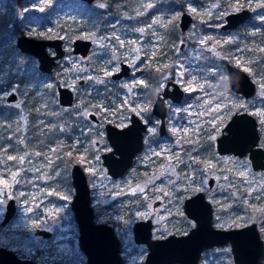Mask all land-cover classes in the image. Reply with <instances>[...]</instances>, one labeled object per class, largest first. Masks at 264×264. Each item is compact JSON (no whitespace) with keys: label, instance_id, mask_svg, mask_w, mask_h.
Returning a JSON list of instances; mask_svg holds the SVG:
<instances>
[{"label":"rangeland","instance_id":"374dc122","mask_svg":"<svg viewBox=\"0 0 264 264\" xmlns=\"http://www.w3.org/2000/svg\"><path fill=\"white\" fill-rule=\"evenodd\" d=\"M64 1V7H68L71 2H79ZM135 1L134 9L140 15L155 5V0ZM48 2L49 0H29L28 4L24 2L19 14L23 11H35L36 14L45 15L48 13L45 7ZM5 4L6 2L0 3V12L5 10ZM96 4L102 5V0ZM242 7L253 12L242 27L219 29L227 13ZM182 11L190 13L192 21L183 32L186 39H179L177 42L175 56L169 59L162 56L159 59V69L155 72L159 80L157 88L161 90L166 80L173 79L181 89L195 91V94L181 101H165L169 109L167 137L160 138L157 135L158 143L154 145L150 136L156 133V127H150L145 137V147L137 157L140 158L137 162L142 164L149 156L159 155L168 160L167 165L160 169L153 164L148 169L132 168L126 175L113 179L99 159V154L105 147L99 146L95 154L89 155L83 147H73L77 145L74 142L67 150L68 155L74 153L76 162L85 171L90 187V201L98 213L95 220L109 223L114 228L119 239L122 264H142L147 251L144 244H137L132 239L134 221L150 217L153 221L152 233L156 237L170 232L184 233L194 222H188L182 216L183 199L197 190H203L211 202L212 224L215 227L241 226L254 220L257 211L264 206V171H253L245 156L217 154L214 148L215 137L234 110H245L254 115L258 121L259 143L264 147V0H187L183 10H171L165 14L154 12L144 24L137 23L133 26H126L118 18L111 23L112 29L103 34L91 37L93 31L81 32L82 37L94 38L93 46L85 57L71 52L72 40L79 36L67 37L66 34L74 30L72 12L64 9L51 13L47 15L50 22L46 25L34 23L22 27V33L31 37L58 36L65 41V55L52 73L41 82L30 76L36 68V60L29 58L30 62L25 66L24 61L28 57H24L14 45L11 47L16 34H7V39L0 43V96L5 110L19 106L20 113L18 109L17 111L22 117V128L17 139L24 148L28 116L23 103L29 91H33L32 96L40 100V105L43 106L45 94H42V86L50 87L52 77L75 92L78 91L77 79L84 78L87 92L94 85L91 90L99 98L95 109L82 108L81 112L85 117L92 111L107 118L108 107L121 108L123 101L130 99L129 96L140 98L137 85L142 82L143 75L138 73L159 56L161 49L166 48L163 29L173 19L177 20L178 25ZM187 39L195 44L189 45ZM227 41H238L237 46L229 50L233 63L246 70L256 83V92L250 98L245 99L228 90L223 60L226 58V51L220 48ZM141 56L144 58L139 61ZM120 60L131 65L130 77L113 82L110 74L118 69ZM215 60L212 67H205V63ZM164 68L165 71L162 70ZM206 69H212L216 73L210 83L212 88L215 83L218 85L217 91L215 90L217 97L214 94L208 96L200 93L205 84L201 75H206ZM21 76L22 82L16 83L13 78L20 79ZM99 85L101 89L96 88ZM11 91H15L18 98L14 103H7L5 97ZM202 95L203 98H200ZM143 102H147V99L142 98V101L130 108H144L146 106ZM201 103L212 108L206 125L201 116L206 115L207 111L200 110ZM76 106L75 102L71 109ZM85 127L84 132L94 130L90 120ZM98 132L102 135V130ZM203 144L206 147L199 149ZM48 147L49 150L54 148L53 144ZM95 147L98 149V144ZM49 150L47 149L48 153ZM21 154L23 156L24 152ZM22 156L17 167L8 164L0 168V221L7 198L14 197L16 201L15 215L6 224L0 222V246L13 250L20 257L33 259L37 264H85V255L78 246L77 226L69 206L73 195L70 184L71 164L65 163L49 170L51 165L48 159L34 158L36 155L29 154L30 165L29 162H24ZM35 160L39 161L33 163ZM28 170L31 171V176L27 175ZM211 176L213 184L208 187L207 180ZM157 180L154 186H146ZM14 187L18 189L16 192ZM153 187H156L154 191L159 192L147 197L146 191H152ZM139 198L143 199L142 203ZM237 198L238 203L234 204L232 199ZM107 218L110 222L105 221ZM36 227L49 230L52 235L48 238L37 235L34 233ZM199 262L235 264L228 242L204 250ZM258 264H264V255Z\"/></svg>","mask_w":264,"mask_h":264},{"label":"water","instance_id":"95a60500","mask_svg":"<svg viewBox=\"0 0 264 264\" xmlns=\"http://www.w3.org/2000/svg\"><path fill=\"white\" fill-rule=\"evenodd\" d=\"M89 3L92 0H80ZM250 15V10L242 8L225 15L226 23L223 27H233L245 21ZM179 27L185 30L192 21V16L187 11H182L179 16ZM73 52L85 55L90 46L89 39L76 38L73 40ZM15 46L21 52L30 53L37 58L38 67L42 71L49 72L55 64V60L62 56L64 50L62 39L35 38L19 33L15 37ZM52 47L54 53L47 48ZM229 86L233 91L240 92L244 96L253 94L255 85L249 76L232 64H227ZM129 71V66L121 62L120 70L113 74L119 78ZM173 100L178 101L182 95V89L177 83L172 82ZM59 102L64 105L72 103L73 94L68 87L58 86ZM168 93H164L166 96ZM16 95L11 92L5 97V101L14 100ZM161 108L160 116L163 118L165 107L163 97L159 96L155 106ZM94 117L93 114L90 115ZM145 125L132 116V124L125 129H120L110 124L106 125L107 139L112 145L111 151L102 153V163L107 172L116 177L124 172L132 160L134 153L142 144V131ZM226 131L217 138V150L220 153L232 151L242 155L249 150V159L255 169H264V149L257 146L258 132L256 120L247 112L234 113L224 126ZM118 153V156L114 154ZM70 180L73 187V195L70 201V209L78 228V246L85 255V264H122L119 254V240L113 228L105 223L96 222L93 219L94 211L90 204V192L87 178L83 168L74 163L70 170ZM185 213L193 218L195 225L183 235L170 234L164 238H151L150 219L137 221L133 225L134 240L144 242L148 248L144 264H198L201 251L214 245L229 242L232 257L235 262L256 264L263 254V240L255 222L250 224L222 229L215 228L211 223L212 208L203 192L198 191L186 198L183 205ZM15 211L13 198L6 203V209L2 223H5ZM49 236L50 232L37 230ZM0 264H36L32 259H23L14 252L0 247Z\"/></svg>","mask_w":264,"mask_h":264},{"label":"flooded vegetation","instance_id":"af4514ba","mask_svg":"<svg viewBox=\"0 0 264 264\" xmlns=\"http://www.w3.org/2000/svg\"><path fill=\"white\" fill-rule=\"evenodd\" d=\"M4 1L5 0H0V3H4ZM29 1V0H28ZM99 0H92L91 2H89V3H87L88 5H90V8L92 9V15H93V20L89 23V27H90V29L91 30H87L86 28H87V25H81V26H73V28H74V31H76L77 30V32H75L74 34H72L73 36L74 35H79V36H77V37H74L73 38V40L74 39H76V38H83V39H89L90 40V46H89V48H88V51H87V53L85 54V55H81L80 53H75V52H73V43H71V52L73 53V54H77V55H79L80 57H85L88 53H89V51L91 50V48H92V46H93V43H94V38L93 39H90V38H85V37H82V31L83 30H86V31H93L94 33H93V35L91 36V37H95V36H97V35H99V34H103V33H105L107 30H111L112 29V27H111V23H113V21H116L119 17L117 16H113V17H111V16H108V18L110 19L107 23L105 22L104 24H102V26H101V28L97 31V25H98V22H97V19H96V17H97V11L99 10V9H103L104 8V6H105V3H104V1L102 0V5H97L96 3L98 2ZM133 1V4H135V0H132ZM156 2V1H155ZM76 3H84V2H82V1H80L79 0V2H71L68 6H70V5H72V4H76ZM5 7H6V5H5ZM134 7V6H133ZM242 8H246V7H242ZM242 8H240V9H242ZM6 9V8H5ZM239 9V10H240ZM247 9H249V8H247ZM135 10V9H134ZM250 10V15H249V17L245 20V21H242L241 23H239V24H237L236 26H233V27H223V24H225L226 23V20H225V16H224V22L223 23H221L220 24V26H219V29H221V30H228V29H235V28H237V29H239L240 27H242L243 26V24L244 23H246L250 18H251V16H252V14H253V12H252V10L251 9H249ZM238 11V10H237ZM235 12V11H234ZM230 13V12H229ZM228 14V13H227ZM138 15V18H136V16ZM140 14H136L135 15V20L133 21V23H131V24H128V23H125V22H123L122 20H121V18H119L120 19V21H121V23H124V24H126V26H133V25H135V24H144L145 23V21H143V20H141L140 18ZM132 19V18H131ZM147 21V20H146ZM32 24V23H31ZM169 24V23H168ZM46 25V24H45ZM178 27H179V22H178ZM167 27H165L164 29H163V32L166 34V42H165V49H161V51H160V54H159V56H157V57H155L154 59H152L148 64H147V67L144 69V70H141L138 74L140 75V74H142L143 75V80H142V82H140V83H138V89H139V96H140V98H138V97H131V96H129V100H125V101H123V104H122V107L121 108H119V107H112L111 109H110V107H108L109 108V112H107L108 113V117L107 118H102V117H100V116H98L95 112H92V111H89L87 114H86V117L84 116V114L81 112V110H82V108H92V109H95L96 108V105H97V103H98V98L99 97H97V96H95L94 97V91H92L91 89L92 88H94V85H92L91 87L92 88H90V91L89 92H87V90H86V83H85V79L84 78H79V79H77V81H76V84H77V88H78V91L77 92H75L74 91V89H72L71 87H69V86H67V85H63V84H59V82H58V80H56V78L55 77H52V80H53V82L51 83V86L50 87H48L49 85H44V86H42V94H45L44 95V97H43V100L45 101V104L43 105V106H41L40 105V103L42 104V102L40 101V100H38L36 97H33L32 96V94H33V91H29L28 93H27V95H26V98H25V101H24V103H23V108L25 109V112L27 113V115L26 116H28V117H26V128H25V134H24V137H25V139H24V148L22 147V145H21V143L19 142V139H18V141H17V136H18V133L17 134H15V135H13V140H14V145L15 146H17L16 145V141L19 143V149H16V150H14V155H13V157H12V161H11V163H10V165L12 166V167H17V165L19 164V162H21L20 161V158H21V156H22V154L21 153H23L24 152V157L22 156V159L24 160V162H29V160H28V156H29V154H34V155H36V156H34V158H37V157H39L40 159H42V160H49L50 161V165H51V167L49 168V170H53V169H56V168H59L60 166H62L63 165V163L62 162H57L56 164H55V162L53 161V160H51L50 158V155H51V152H53V149L52 150H49V145H51V144H53V146L55 147V140H54V138H53V134L51 133L49 136H50V138L51 139H48V140H46L45 141V138H46V133H49V131H50V125H49V123L46 121V118L45 117H43L42 115L43 114H47V108H48V105H49V103H48V101L49 100H47L48 99V96H50L52 93H53V96L56 98V104H57V106H58V109H57V111L59 112L58 114L60 115V114H62V113H64V112H67V113H69V112H71L73 115H75V116H79V115H81V116H83V118H82V120H83V122H82V124L80 125V126H78V128H77V132L75 133V135H72L71 137H67V136H64V134H63V129L60 127V129H59V133L57 134V137H58V139H60V140H62L63 141V139L66 141V142H68V144H69V148L68 149H70L71 148V146H72V144L74 143V142H77L76 144L77 145H74L73 147H82L81 146V144H80V142H82L81 140H84L85 142L83 143V144H85L87 141H89V140H91V145H90V149H89V152L87 151V153L89 154V155H93V154H95V152L97 151V150H99V146L101 147H105V149H103L101 152H100V154H99V159H100V162H101V164L106 168V166L102 163V157H101V155H102V153H105V152H108V151H111L112 149H113V147H112V145L110 144V142H109V140L107 139V134H106V125L107 124H110V125H112V126H115V127H117V128H120V129H125V128H128L131 124H132V116H136L137 117V119L138 120H140L144 125H145V128H144V130L142 131V144H141V147H140V149L139 150H137L135 153H134V155L132 156V160H131V162H130V164L127 166V168L124 170V172L122 173V174H120V175H118V176H116V177H113V176H111L108 172H107V168H106V172H107V174L111 177V178H113V179H115V178H120V177H122L123 175H126L128 172H130V169H132V168H141V169H148L152 164L155 166V168H158V169H160L161 167H163V166H165V165H167V163H168V160L165 158V157H161V156H159V155H156V156H152V157H150L149 156V158H147L142 164L141 163H138L137 161L138 160H140V158H137L138 156H139V154L143 151V149H144V147H145V137H146V135L148 134V131L150 130V127H152V126H155L156 127V130H155V132L156 133H152L151 134V136H150V141H151V143H153L154 145H157V140H156V136L158 135L160 138H163V137H167V134H168V130H169V127H168V124H167V116H168V113H169V109H168V105H167V103L165 102L166 100H171V101H174L175 102V100H173V98L170 96V94L171 95H173L174 93H173V85H172V82H175L173 79H168V80H166V82H165V84H164V86H163V88L161 89V90H158V86H157V84H158V82H159V80H158V78H156V70H158L159 69V59L162 57V56H166V57H168V59L169 58H171V57H173V56H175V48H177V46H174V45H172V43L170 42V40H169V38L167 37V32H165V29H166ZM188 28V27H187ZM187 28L184 30V31H186L187 30ZM179 29H180V27H179ZM180 31L183 33L184 31L183 30H181L180 29ZM22 33V32H21ZM19 34V33H18ZM18 34H16V36L18 35ZM57 35V34H56ZM55 37H58V36H55ZM68 37H72V36H68ZM48 38H54V37H48ZM61 39H62V47H63V50H64V52H63V54H62V56L61 57H59V58H57L56 60H55V64L52 66V68H51V70L49 71V72H46V71H42V70H40L39 69V67H38V61H37V58L34 56V55H32V54H30V53H25V52H21V53H23L25 56L24 57H28V61L27 60H25L24 61V65L25 66H27L29 63L28 62H30V60H29V58H31V57H33L35 60H36V68L32 71V73H31V78H37L38 80L37 81H39V82H41L45 77L47 78L51 73H52V71L54 70V68H55V66L58 64V61L65 55V53H66V49H65V47H64V44H65V41H64V39L62 38V37H60ZM246 40H248L247 38H245ZM244 39V40H245ZM73 40H72V42H73ZM187 42H188V44L189 45H194L195 43H191V42H189V40L187 39L186 40ZM238 42V41H237ZM237 42H235V41H227L226 43H223L221 46H220V48L221 49H223V50H225L226 51V53H225V55H226V58H224L223 60L225 61L224 62V66H225V69H226V75H227V77H226V80H227V83H228V90H230L231 92H233V93H235L236 95H239V96H242L243 98H250V97H252L254 94H255V92H256V83H255V81L253 80V78L251 77V75L246 71V70H244L243 68H241V67H239L238 65H236V64H234L233 62H234V59L232 58V56H231V54H230V52H229V50L231 49V48H233V47H235V46H237ZM13 45L15 46V40H14V43H13ZM182 46V45H181ZM16 47V46H15ZM17 48V47H16ZM18 49V48H17ZM19 50V49H18ZM47 50L52 54V53H54V49L52 48V47H49V48H47ZM163 54V55H162ZM260 55H262V52H260ZM143 56H141L139 59V61H142L143 60ZM121 62H124V63H126L128 66H129V71H128V73L127 74H125V75H123V76H121V77H119V78H115V77H113V74L115 73V72H117V71H119L120 70V67H121ZM214 62H216V60L215 61H211L210 63L208 62V63H205L207 66H205L206 68L207 67H212L211 66V64L212 63H214ZM227 64H232V65H234V66H236L237 68H239V69H241V70H243L248 76H249V78L253 81V83H254V85H255V89H254V92H253V94H251L250 96H244L243 94H241L240 92H236V91H233L231 88H230V86H229V80H228V70H227ZM18 68V67H17ZM26 70V69H25ZM162 70H164L165 71V68L164 69H162ZM167 71H169V68H167ZM17 72V71H16ZM263 72H264V68H263ZM130 73H131V65L128 63V62H126V61H123V60H120L119 61V67H118V69L117 70H115V71H113L111 74H110V78H111V80L114 82V81H119V80H121V79H127V78H129L130 77ZM205 73H206V75H201L202 76V81L205 83V84H203L204 85V87H203V89L200 91V93H206L208 96H210V95H212V94H214V96L215 97H217V94H216V92H215V90L217 91V84L215 83V86L212 88L211 87V83H210V81H211V78L213 77V75L215 76L216 75V73H214V70H212V69H210V70H208V69H206V71H205ZM35 74V75H34ZM15 76H16V73H15ZM13 79H15V82L16 83H21L22 82V80L21 81H19L18 79H16V77H14ZM204 79H205V81H204ZM87 82V81H86ZM84 83H85V85H84ZM176 83V82H175ZM84 85V87L82 88V89H84L83 91H81L82 89L80 88V87H82ZM178 85V84H177ZM58 86H64V87H68L71 91H72V94H73V100H72V103L71 104H69V105H64V104H61L60 102H59V98H58V90H57V87ZM179 86V85H178ZM103 87V86H102ZM97 89H101V85H99L98 87H96ZM180 88V87H179ZM11 92H13L15 95H16V97H15V99L14 100H11L10 102L9 101H5V102H7V103H14V102H16L17 101V98H18V96H17V93L15 92V91H11ZM11 92H9L8 94H10ZM163 92L164 93H168L166 96H164L163 95ZM195 91H192V92H188V91H184L183 89H182V95H181V97H180V99L178 100V101H181V100H184L185 98H187V97H191V96H193L195 93H194ZM173 93V94H172ZM159 96H161V97H163V105H164V109H165V111H164V116H163V118H161V116H160V112H161V108L160 107H158V105H156L155 106V102H156V100H157V98L159 97ZM142 98L143 99H147V102H143V104H145V106L146 107H144V108H137V109H135V110H132L130 107H131V105H134L135 103L137 104L139 101H142ZM200 98H203V95L200 97ZM219 99V98H218ZM134 100H136L137 102H133ZM77 103V106L76 107H74L73 109H71V107L73 106V104L74 103ZM201 102H203L202 100H201ZM27 106H28V108H27ZM17 109H18V111H19V113H20V109H19V106L18 107H14V108H10V110L11 111H16L17 113H18V111H17ZM63 109V110H62ZM204 110L205 112H206V115H202L201 116V119L203 120V124H207V122H208V120H209V118H210V115H211V112H212V108H210L209 109V107H208V105L206 104V103H201V106H200V110ZM210 111H209V110ZM236 112H247L248 114H251V113H249L248 111H245V110H234L231 114H230V116L228 117V119L226 120V122L224 123V125L221 127V129H220V132H219V134L215 137V144H214V148H215V151H216V153L217 154H224V153H232V154H234L232 151H227V152H223V153H220L218 150H217V138L220 136V135H222L223 133H225L226 131L224 130V126H225V124L227 123V121L229 120V118L234 114V113H236ZM18 113V114H19ZM91 114H93V116L94 117H91L90 115ZM253 117H254V115L253 114H251ZM255 118V117H254ZM91 121L92 123H93V128H94V130H93V132H90L89 130L88 131H85L84 132V128H86L85 126H86V123L88 122V121ZM207 120V121H206ZM255 120H256V129H257V132H258V140H257V144H255L254 145V147H257V146H259V147H261V148H263L264 149V147L259 143V137H260V133H259V131H258V121H257V119L255 118ZM34 122V124L33 123H31V122ZM184 123V122H183ZM44 124H45V126H44ZM40 125H41V130H40ZM42 125H43V127H42ZM204 125V126H205ZM45 127V128H44ZM102 130V135H99V132L98 131H101ZM16 132V131H15ZM19 133L21 132V130H19L18 131ZM80 132H82V135H81V137L79 136V134H80ZM33 137H38V138H40L39 140H42V141H44V144H43V146H44V150L43 151H37V150H30V149H26L28 146H29V144H28V140L29 141H31L32 139L31 138H33ZM41 137H43V138H41ZM79 138H81V139H79ZM35 139V138H34ZM34 141V140H33ZM32 141V142H33ZM61 142V141H60ZM79 142V143H78ZM28 144V145H27ZM96 144H98V149H97V147H95L96 146ZM101 144V145H100ZM205 146V144H203V145H201V147H199V149H201L202 147H204ZM206 147V146H205ZM84 149H85V147H83ZM23 149V150H22ZM47 149L49 150V153H48V151H47ZM67 149V150H68ZM204 149V148H203ZM202 149V150H203ZM186 150H188V149H186ZM73 152H75V150H73ZM47 153L49 154V156H47ZM114 154L116 155V156H118V153L117 152H114ZM248 154H249V150H246L245 151V153L244 154H242V155H238V154H234V155H237V156H245V157H247L248 158V160H249V162H250V167H251V169L253 170V171H264V169L263 168H258V169H255V168H253L252 167V164H251V160L249 159V156H248ZM74 153H72V157L73 158H75L74 156ZM30 157V156H29ZM138 159V160H137ZM42 160H40V163H42ZM76 160L77 159H75V161H73V162H71V163H67V164H71L70 165V170H71V167H72V165L74 164V163H78V162H76ZM36 161H39V160H35L33 163H37ZM39 163V162H38ZM29 164L31 165V162H29ZM79 164V163H78ZM80 165V164H79ZM81 166V165H80ZM82 167V166H81ZM31 171L30 170H28V173H27V175L28 176H31V173H30ZM85 172V171H84ZM86 175V174H85ZM86 178H87V176H86ZM158 182V180L156 181V182H154L153 184H147L146 186L147 187H151V185L152 186H154V184H156ZM87 183H88V181H87ZM70 184H71V180H70ZM207 184H208V187H211L212 186V184H213V177L211 176V177H209L208 178V180H207ZM72 186V185H71ZM89 186V185H88ZM156 187H153L152 188V191H150V192H147L146 191V194H147V197L149 196V195H151V194H153V193H158L159 191H154L153 189H155ZM18 189L17 188H15L14 187V191L16 192ZM198 191H201V192H203V194H204V196H205V199L206 200H208L207 199V197H206V194H205V192L203 191V190H197V191H195L194 193H192L191 195H189V196H187V197H185L184 199H183V203H182V208H183V205H184V200L186 199V198H188V197H190V196H192V195H194L196 192H198ZM89 192H90V187H89ZM53 195H55V194H53ZM10 198H13V200H14V204H15V211H14V214L5 222V223H2V219L4 218V213H5V209H6V203H7V201L10 199ZM48 199V198H47ZM72 199V198H71ZM139 200L141 201V203L143 202V199L142 198H139ZM71 201V200H70ZM209 201V200H208ZM237 201V202H236ZM236 201L235 202H233L234 204H236V203H238V198L236 199ZM210 202V201H209ZM6 203H5V209H4V213H3V217H2V219H1V224H6L14 215H15V213H16V201H15V198L14 197H8L7 198V200H6ZM90 204H91V201H90ZM144 204V203H143ZM210 204H211V202H210ZM69 206H70V203H69ZM91 206H92V208H93V211H94V216H93V219L95 220V215H97L98 213H97V210H95V206H93L92 204H91ZM211 208H212V205H211ZM255 207L253 206V209H254ZM251 212H253L251 209H249ZM250 211H248V214L250 213ZM72 216H73V213H72ZM183 218L185 219V220H187L188 222H194L193 223V225L191 224H189L190 225V227H188V229L184 232V233H180V234H176V233H173V232H170V233H168V234H166L165 236H162V237H156V236H154L153 235V233H152V228H153V221H152V219L150 218V217H148V218H145V219H138V220H136V221H134L133 222V224H132V239H133V241L135 242V243H137V244H144L145 245V247H146V254H147V252H148V248H147V246H146V244L144 243V242H136L135 240H134V233H133V225H134V223L135 222H137V221H143V220H147V219H150V221H151V228H150V231H151V238H164V237H167L168 235H170V234H174V235H183V234H186L194 225H195V221L193 220V218H191V217H189L186 213H185V211H184V208H183ZM73 219H74V217H73ZM263 219H264V217H263ZM75 221V220H74ZM96 221V220H95ZM105 221L106 222H110V220H109V218H107V219H105ZM97 222V221H96ZM252 222H255L256 223V225H257V228H258V230H259V233H260V236H261V238H262V240H263V254H262V256L264 255V239H263V237H264V232L262 233V231H261V226H260V220H259V218L258 219H256V217H255V219L254 220H252V221H249V222H247V223H245V224H243V225H241V226H244V225H247V224H250V223H252ZM76 223V222H75ZM102 223H105V222H102ZM211 223H212V216H211ZM105 224H108V225H110L109 223H105ZM213 225V224H212ZM77 226V225H76ZM111 226V225H110ZM241 226H238V227H241ZM112 228H113V226H111ZM213 227H215V226H213ZM215 228H220V227H215ZM229 228H235V227H227V228H222V229H229ZM237 228V227H236ZM37 230H43V231H48V232H50L49 230H46V229H43V228H39V227H36L35 228V230H34V233L35 234H37V235H41L42 237H44V238H48V237H50L52 234H51V232H50V235L49 236H44L42 233H36V231ZM113 230H114V228H113ZM77 231H78V228H77ZM78 233V232H77ZM115 233V232H114ZM262 233V234H261ZM116 235V234H115ZM263 236V237H262ZM119 240V239H118ZM77 241H78V234H77ZM224 243H226V242H224ZM229 243V242H228ZM223 244V243H222ZM220 245V244H219ZM214 246H216V245H214ZM214 246H212V247H214ZM0 247H3V246H0ZM212 247H209V248H212ZM3 248H5V249H8V248H6V247H3ZM209 248H204L202 251H201V254H202V252L204 251V250H207V249H209ZM8 250H10V251H12V252H14L13 250H11V249H8ZM230 251H231V249H230ZM15 253V252H14ZM16 254V253H15ZM119 254H120V245H119ZM146 254H145V256H144V259H143V262H142V264H144V261H145V258H146ZM201 254H200V257H201ZM17 255V254H16ZM18 256V255H17ZM120 256H121V254H120ZM262 256L259 258V260L257 261V263L256 264H258L259 263V261H260V259L262 258ZM18 257H20V256H18ZM200 257H199V259H198V264H200V262H199V260H200ZM20 258H23V259H30V258H24V257H20ZM233 258V257H232ZM86 259V258H85ZM33 260V259H32ZM35 261V260H34ZM36 262V261H35ZM121 262H122V257H121ZM233 262L235 263V264H245V263H241V262H235L234 261V259H233ZM36 264H37V262H36ZM171 264H174V263H171ZM176 264V263H175ZM178 264V263H177Z\"/></svg>","mask_w":264,"mask_h":264},{"label":"trees","instance_id":"16d2710c","mask_svg":"<svg viewBox=\"0 0 264 264\" xmlns=\"http://www.w3.org/2000/svg\"><path fill=\"white\" fill-rule=\"evenodd\" d=\"M105 6L103 9H99L97 11V31L101 28L102 24L107 23L110 19L108 16H118L125 23L131 24L135 19H131L132 16L136 15V11L134 10V4L132 0H103ZM155 5H153L150 10L144 12L140 15V19L146 21L150 15L154 12H158L160 14H165L168 11L181 9L183 10L187 0H155ZM6 9L0 12V43L7 39V34L14 35L22 32V27L27 24H40L45 25L50 22L47 15L51 13L62 11L64 9L69 10L73 14V24L75 26L87 25V30H91L89 27V23L93 20L92 9L90 5L87 3H76L72 4L68 7H64L63 5L66 3L64 0H49L48 4L45 6L48 9V13L44 14H36L35 11H26L20 15L19 11L24 6L23 4H28V0H5ZM25 2V3H24ZM13 5V6H11ZM16 8V9H15ZM138 18V15L136 16ZM78 20V21H77ZM76 31L67 32L68 36H73ZM167 32V37L169 38L172 45L177 46V42L179 39H186L185 35L180 31L177 20L173 19L165 29ZM58 34V33H57ZM13 47V43L11 44ZM19 81L22 80V76ZM1 90V88H0ZM95 97V95H94ZM48 108L47 114H43L42 116L46 118V121L50 125L49 133H46L45 141L50 138V134H53L55 147L53 148V152H51L50 159L55 162V164L59 161L63 164L71 163L75 161V158L72 155L67 154V149L69 148L68 142L64 139L63 141L58 139L57 134L59 133L60 127L63 129L64 136L71 137L75 135L77 132L78 126H80L83 122V116H75L71 112H64L62 114H58L57 111L58 106L56 104V98L53 96V93L48 96ZM5 105L3 102V98L0 96V168L8 165L12 161V157L14 155V150L19 149V143L16 141V145H14L13 135L17 134L19 130H21V114H18L16 111H11L10 109L5 110ZM28 108V106H27ZM31 123L34 124L32 121ZM60 126V127H59ZM16 131V132H15ZM82 132H80L79 136L81 137ZM35 138V139H34ZM43 138V137H41ZM32 140H28L29 146L26 149L43 151L44 150V141L39 140L38 137L31 138ZM81 139V138H79ZM34 140V141H33ZM33 141V142H32ZM61 141V142H60ZM27 144V145H28ZM82 147H85V151L89 152L91 140L87 141L85 144L80 142ZM69 183V182H68ZM233 202L236 199H232ZM264 206L261 207L256 213V219L259 218L260 226L262 233L264 232Z\"/></svg>","mask_w":264,"mask_h":264}]
</instances>
